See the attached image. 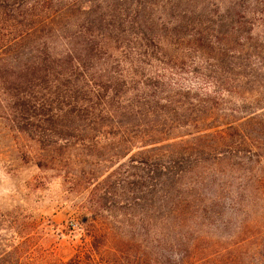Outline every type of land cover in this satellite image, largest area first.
I'll return each mask as SVG.
<instances>
[{
  "label": "trees",
  "instance_id": "obj_1",
  "mask_svg": "<svg viewBox=\"0 0 264 264\" xmlns=\"http://www.w3.org/2000/svg\"><path fill=\"white\" fill-rule=\"evenodd\" d=\"M97 2L81 18L82 0H0V101L22 131L43 145L138 128L136 140L147 147L131 157L141 172L130 173L134 186H120L126 199L109 201L106 190L101 210L110 215L94 211L68 256L52 246L21 264H264V120L203 129L209 116L194 118L189 140L157 126L139 131L148 125L141 116L158 117L160 100L156 91L127 97L119 75L138 77L162 41L147 20L142 43L121 37L138 24L142 1ZM204 11L180 10L174 29ZM169 139L181 141L163 143Z\"/></svg>",
  "mask_w": 264,
  "mask_h": 264
},
{
  "label": "rangeland",
  "instance_id": "obj_2",
  "mask_svg": "<svg viewBox=\"0 0 264 264\" xmlns=\"http://www.w3.org/2000/svg\"><path fill=\"white\" fill-rule=\"evenodd\" d=\"M82 1V10L76 13L81 18L91 3H98ZM140 1L145 12L138 13V24H130L134 27L121 37L142 43L145 37L139 31L147 20L154 23V34L162 43L150 52L154 56H147L138 77L119 75L127 97L156 91L155 100H160L158 117L141 116L148 125L139 131L157 126L170 137L189 140L197 130L189 124L194 118L209 116L197 127L208 124L206 127L216 125L215 129L254 117L264 120V0H192L193 4L179 6L174 13L170 7L181 0ZM195 7L204 13L174 29L180 10ZM5 105L0 101L1 264L28 263L32 253L52 246L68 256L69 243L79 239L86 220L101 206L108 207L107 201H100L106 190L109 201L126 199L120 196L124 193L121 187L134 186L131 183L136 180L130 173L141 172L131 168L138 166L131 157L147 147L136 140L138 128L129 133L130 127L122 129L125 133L115 128L116 136L90 135L40 145L22 131L23 124L12 119ZM200 105L204 108L197 112ZM176 107L180 120L173 114ZM184 107L192 111L180 109ZM132 119L138 123L137 118ZM122 122L129 126L128 120ZM164 133L155 137L164 139Z\"/></svg>",
  "mask_w": 264,
  "mask_h": 264
}]
</instances>
